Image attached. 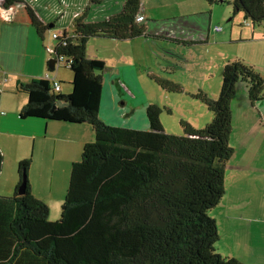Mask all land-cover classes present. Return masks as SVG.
<instances>
[{
	"label": "trees",
	"instance_id": "obj_1",
	"mask_svg": "<svg viewBox=\"0 0 264 264\" xmlns=\"http://www.w3.org/2000/svg\"><path fill=\"white\" fill-rule=\"evenodd\" d=\"M207 1L233 3L252 25L264 24V0ZM18 3L25 1L3 0L5 7ZM26 7L43 34L48 27ZM140 9L141 0H126L108 18L86 21V11L77 15L71 32L64 29L62 37L54 38L56 54L70 59V66L55 61L42 77L20 82L28 95L22 118L89 123L95 139L72 162L57 220L50 219V206L32 192L30 160L19 162L17 191L0 195V264H243L217 251L220 234L211 211L226 193V166L234 154L232 100L242 83L257 108L264 99V73L243 59L227 61L219 98L201 89L194 95L214 113L213 120L201 129L183 120V135L165 130L162 108L156 104L146 107L148 129L108 123L100 113L107 63L88 56L87 42L95 36L163 39L137 20ZM61 66L73 72L67 94L57 78ZM156 80L183 91L168 80ZM3 163L0 148V174Z\"/></svg>",
	"mask_w": 264,
	"mask_h": 264
},
{
	"label": "crops",
	"instance_id": "obj_2",
	"mask_svg": "<svg viewBox=\"0 0 264 264\" xmlns=\"http://www.w3.org/2000/svg\"><path fill=\"white\" fill-rule=\"evenodd\" d=\"M24 1V4L18 3L5 7L3 0H0V66L8 72V81L0 85V148L4 153V163L0 174V194L7 195L17 191L19 162L29 159V180L32 192L50 206V213L52 209L57 213L64 202L65 194L62 192L66 189L65 182L71 171L72 162L77 160V154L82 150L83 145L92 141L89 138L91 135L92 138L94 137V131L88 124H72L37 117L22 118L20 111L27 103L28 95L20 89V82L42 77L50 71L52 55L46 48L49 45L55 46L53 32L56 31L53 27L64 26L63 30L68 31V20L64 23L65 17L62 15L66 16L67 12H72L71 19H74L85 8L87 19L91 13H94L91 20L97 21L119 12L126 0L123 2L120 0H69L71 2H65L67 8L64 9L59 6V4L62 5L61 0L58 2L55 0ZM208 3L207 0H141L137 20L146 25L150 34L163 35L165 37L162 40L170 39L169 41L173 40L183 46H186L188 42L185 40V32H195L197 36H200L197 40H190L195 43L187 46L215 41L224 42L227 40V35L216 30V26L219 25H212L217 12L212 9L213 7L210 10ZM27 5L33 8L37 17L48 27L43 34L34 24ZM182 8L186 10L183 11ZM205 15L209 16L208 27L205 23L203 26L201 16ZM57 23L60 25H56ZM212 31L219 33L215 34V40L211 38ZM174 32H177V38H172L171 33ZM236 35L242 37L243 31L236 32L231 29L230 37L233 38ZM254 36L255 34L251 33V37L255 38ZM201 37L204 38L200 39ZM256 37L263 39L264 32L263 35ZM116 40L121 41V39ZM129 41L125 42L123 48L118 46L123 50L124 55L116 58L114 66H107L103 77L100 113L104 118L109 116L106 121L112 125L124 124L120 123L121 119H118L120 117L117 115L118 105H127V101L121 102L122 89H125L122 84L125 83L131 90L126 93L130 99L134 98L138 89L143 93L134 81L136 72L132 65V57L139 64L143 63L141 48L147 50L155 42L160 43V38L139 36ZM130 49L131 53L127 55L125 50ZM174 49L177 50V47ZM238 59L242 58L238 57ZM118 61L124 62L120 65ZM128 64L131 67L127 66ZM59 72H57V78L61 81V92L70 93L73 72L64 76H59ZM64 81L66 84L63 86ZM140 81L143 83L141 78ZM108 83L113 84V87H110ZM247 99L250 103L248 92ZM147 103L148 100L142 105L141 114L144 113V116L140 117L144 129L149 128L145 112ZM247 110L251 109L244 108L236 115L235 124L240 126L239 130H236L233 124L230 144L234 148V154L227 163L225 174L227 177V169L231 167L230 169L236 170L239 175L238 177L230 176L234 184L229 187L228 192L226 187L224 197L212 209L211 215L218 224L220 237L216 242V249L220 254L236 258L243 264H264V132L254 133L251 130V126L257 124H253L256 115L249 114ZM253 110L264 115V99ZM135 112L136 109L133 107L128 115ZM241 114H245L246 118L250 117L249 123H246L250 125L249 131L252 133L248 144L244 142V139L247 132L250 136V132L247 131L246 135L240 133L247 127L239 120ZM258 120L260 121V116ZM257 128L260 130L258 125ZM257 134L261 137H257ZM260 149L263 152H260ZM7 157L10 160L7 173L8 186L5 183L7 180H4ZM53 161H58L57 165H53ZM45 183L49 186L47 189ZM55 186L59 187L58 193H54Z\"/></svg>",
	"mask_w": 264,
	"mask_h": 264
},
{
	"label": "rangeland",
	"instance_id": "obj_3",
	"mask_svg": "<svg viewBox=\"0 0 264 264\" xmlns=\"http://www.w3.org/2000/svg\"><path fill=\"white\" fill-rule=\"evenodd\" d=\"M58 2L59 0H55ZM62 5L59 4V6L64 9L67 8L65 6V2H71L69 0H61ZM117 1V0H115ZM123 2V0H120ZM125 1V0H124ZM70 5V4H69ZM71 6V5H70ZM210 10L211 8L213 10H216V14L214 15L212 25H219L222 27L220 30L221 34L225 33L227 35V40L224 42H211V43H204V44H194L193 46H183L182 44H177L175 41H169L168 40H162L160 39V43L155 42L152 46H150L147 50H144V48H141V54L143 56V63L139 64L136 62V60L133 59L132 65L135 67V83L137 86H139L142 90L140 92L139 89L136 91V95L133 99H130L127 97L126 93L131 90L128 89L126 84H122V86L125 89H122L121 94V102L127 101V105H118V112L117 115L120 117L118 119H121L120 123H124L127 127H133L136 129H144L143 123L141 121V116H144V113H142L143 107L142 105L146 100H148L147 105L149 104H156L162 108L161 112V122L164 125L165 130L168 133L175 134V135H183L184 134V128L182 126V121L185 120L189 122L193 127L197 129L203 128L206 124L210 123L214 118V113L209 110L208 106L203 103V101L194 95L198 93V90L202 89L205 91L209 97L212 99H218L222 84H223V69L224 64L228 60H234L236 58H242L247 63L253 65L258 72L264 73V38L258 39L256 36L263 35L264 32V24L254 26L251 23L250 19L245 18V14L243 11H236L233 3H217V4H210L207 5ZM92 7V6H91ZM95 9V8H94ZM85 10L82 9L81 12L83 13ZM91 10V8H90ZM182 10H186L182 8ZM208 10V11H210ZM63 11V10H61ZM222 12L224 14L222 15ZM81 13V14H82ZM72 12H67L66 16L62 15V17H65L64 23L68 24V31L71 32L72 30V21L71 19ZM94 13H91V15L86 19V21H92L91 17H93ZM203 20V26L204 23L206 24V27H208L210 21L209 16H201ZM61 22V20H60ZM248 22V24H246ZM56 25H60V23H57ZM248 25V26H245ZM64 26H54L53 29H55L56 32L62 34ZM167 28V27H166ZM234 29V31H243V36L240 37L239 35H236L235 37H230V30ZM251 33L255 34V38L251 37ZM215 33L212 31L211 38L215 40L214 36ZM48 35V33H47ZM172 38H177V32L171 33ZM204 36V35H203ZM200 36H197L195 32H185V40L190 41L193 39H199ZM204 37H201L200 39H203ZM164 39V38H163ZM130 39L125 40H116L113 38L103 37V36H95L90 37L87 42V54L90 58L99 57L103 58L107 66H114L116 62V58H118L121 55H124L119 47L123 48V45L126 41H129ZM130 42V41H129ZM159 42V41H158ZM169 42V43H168ZM172 42V43H171ZM168 47V48H167ZM174 47H177V50H173ZM130 50H125L127 53H131ZM172 51V52H168ZM178 51V52H177ZM126 61V60H125ZM124 61H118L120 65H122ZM127 66L131 67L130 64ZM59 76H64L66 74H70L71 70L69 67H59ZM60 78V77H59ZM140 78L143 80V83L140 81ZM156 78L161 79L162 81L168 80L169 82H172L173 84H177L182 88V92H177L170 90V88L167 89L165 85H161L157 82ZM129 81H131L129 79ZM66 82H62V85L64 86ZM109 86L113 87V84L111 85L108 83ZM240 86L237 90V95L232 100L231 108L233 112V124H235L236 115L240 110H243L244 108H248L251 110H247L249 114H255L256 118L253 124H256L255 126H251V130L254 133H257L259 131L262 133L264 132V118L258 120V113L255 111L254 108L250 105V103L247 101V91H245L244 84L239 83ZM131 95V94H130ZM248 102V103H247ZM247 103V104H245ZM248 104L250 106H248ZM133 107L136 109L135 113H130L133 110ZM253 108V109H252ZM248 115V113H247ZM254 115V117H255ZM104 120L109 119V116H101ZM261 117H264L262 115ZM249 118H246L245 114H241L239 116V120L242 124L246 125L247 127L240 133L246 135V132L249 131V126L247 125L249 123ZM117 121V120H116ZM247 123V124H246ZM86 123H83L85 125ZM89 126V123H87ZM252 125V123H251ZM257 125L260 127V130H257ZM240 124H235L234 128L236 130H239ZM244 127V126H243ZM254 127V128H253ZM250 132V131H249ZM252 136V133L250 132V136L247 135L244 139V142L246 144L249 143L250 137ZM257 137H261L260 134H257ZM94 140L95 136L91 138ZM235 144V142H234ZM257 151L256 149H254ZM260 152H263V150H259ZM81 153L82 150L79 151L77 154V161L81 159ZM263 154V153H262ZM58 161H53V165H57ZM10 160L7 157L6 159V165H7V171L5 174V179L7 180V173ZM229 167L227 169V177H226V187L227 192L229 190V187L233 185L234 183L231 182L230 176L237 175L238 173L236 170H232ZM58 170V168H57ZM19 182V174L17 178V183ZM8 186V180L5 182ZM67 183V185H66ZM70 183V173L68 175L67 182H65V190H63V194L66 193L68 185ZM246 186V184L244 185ZM49 186L47 183H45V188L47 189ZM59 187H54V193H58ZM15 192H11L9 195H13ZM2 195V194H0ZM61 211L62 206L60 205L59 210L57 213L54 209H52V212L50 213V219L51 220H57L61 217ZM57 215V216H55ZM55 216V218H54ZM54 218V219H52Z\"/></svg>",
	"mask_w": 264,
	"mask_h": 264
},
{
	"label": "built area",
	"instance_id": "obj_4",
	"mask_svg": "<svg viewBox=\"0 0 264 264\" xmlns=\"http://www.w3.org/2000/svg\"><path fill=\"white\" fill-rule=\"evenodd\" d=\"M221 29H222L221 26H216V30L217 31H219ZM62 36H63V33L60 34L58 32L57 33L55 32L53 34V39L54 38H59V37H62ZM46 49L52 55V57L55 58L56 63L64 64L66 66H70L71 60L70 59H66L63 56L57 55L56 52H55V46L49 45ZM7 80H8L7 72L0 66V85H2L3 83L7 82ZM57 84L58 83L56 82V85ZM57 89H59V85H57Z\"/></svg>",
	"mask_w": 264,
	"mask_h": 264
},
{
	"label": "water",
	"instance_id": "obj_5",
	"mask_svg": "<svg viewBox=\"0 0 264 264\" xmlns=\"http://www.w3.org/2000/svg\"><path fill=\"white\" fill-rule=\"evenodd\" d=\"M52 26V25H51ZM54 63H55V59L54 58H52L51 60H50V67L52 68L53 66H54ZM26 182H27V175L25 174L24 175V179H23V182H22V184L19 186V188H18V192L19 193H24V190H25V187H26Z\"/></svg>",
	"mask_w": 264,
	"mask_h": 264
}]
</instances>
